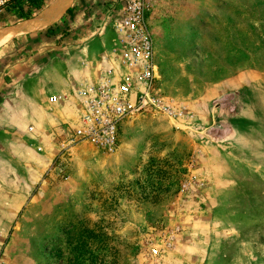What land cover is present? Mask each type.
<instances>
[{
    "label": "rangeland",
    "instance_id": "rangeland-1",
    "mask_svg": "<svg viewBox=\"0 0 264 264\" xmlns=\"http://www.w3.org/2000/svg\"><path fill=\"white\" fill-rule=\"evenodd\" d=\"M82 10L20 37L16 90L37 87L39 102L97 75L113 16L88 29L89 55L61 52L72 26H92ZM25 19L16 8L0 26ZM148 22L158 86L180 114L126 121L116 153L67 146L74 117L50 128L25 93L18 114L2 106L0 264H264V0H154Z\"/></svg>",
    "mask_w": 264,
    "mask_h": 264
},
{
    "label": "built area",
    "instance_id": "built-area-1",
    "mask_svg": "<svg viewBox=\"0 0 264 264\" xmlns=\"http://www.w3.org/2000/svg\"><path fill=\"white\" fill-rule=\"evenodd\" d=\"M19 0H0V13L17 8ZM27 0L20 2L21 6ZM154 0H112L108 15L114 18L117 39L103 59L99 72L75 90L77 125L67 146L91 145L111 155L120 147L123 124L145 113L176 117L179 111L158 86L155 43L148 13ZM65 96L52 95L51 103ZM157 253V250H154Z\"/></svg>",
    "mask_w": 264,
    "mask_h": 264
},
{
    "label": "crops",
    "instance_id": "crops-1",
    "mask_svg": "<svg viewBox=\"0 0 264 264\" xmlns=\"http://www.w3.org/2000/svg\"><path fill=\"white\" fill-rule=\"evenodd\" d=\"M111 2L112 0H73L72 4L65 9V11L61 14L58 20L66 19L65 15H68V14H70L69 16L76 18V14H79L82 9H83L82 12L85 11V8L88 5L90 6V3H91V7H92L91 12L93 13L92 17H90V15L84 14L82 18H85V19L91 18L90 20H91L92 26L85 25L82 28L86 31L85 35L81 37L75 36L76 37L75 38L73 34L76 33V26H72L70 23L69 25L72 26V28H74V30H72L74 33L72 34L73 36L69 34L67 35V37H65L61 41V52L62 53H65V52L69 53L70 49H74L76 52L75 53L76 55L82 54V56H84L85 53L89 55V53L93 52V49L96 47L98 41L96 40L95 37L92 39L88 38V40H86L87 39L86 33L88 32V29L90 30V28H92V31L94 32H98L99 30H102V28H104L105 24L108 21L107 17H108V11H109V6L111 5ZM68 9H70L69 12L67 11ZM102 10L104 11L103 15L97 14V13L102 12ZM14 11H16V8L5 10L4 12L13 13ZM72 13H76V14L72 15ZM58 20H56L55 22H57ZM71 21H74V20H71ZM17 23L15 21L14 23L9 24L7 26H0V30L7 28V27H12L13 25ZM43 29H40V30H43ZM80 32L83 33L84 31L81 30ZM27 34H30L31 36V33H27ZM27 34L12 36L10 39L0 44V66H1L0 68V106H1L0 116L5 109L2 106L6 104L12 105L14 107L13 108L14 113L18 114L20 112V109L24 107V101L22 100L21 96H23V94L25 93L24 95L26 96V98H28L29 107L32 108L33 111H35L36 108H39V106H42V104L45 105V108H47L48 110H51V112L45 116L50 128L51 127L54 128V126L61 124V122H63L66 119V116H68V114H71L74 117V120H76L77 119L76 104H74L75 107H73L71 106V102H74V103L75 101L77 102L75 90L80 86V84L84 80L80 83L77 82L76 86L72 87L73 88L72 90H71V87L66 89L67 86H61V87H58L55 85L47 86L46 88L47 94L43 96L42 98H40L39 102L37 100V94H36L37 87L31 88L33 86H29V88H27V90L24 89L23 92L20 91L19 89L16 90V67L21 65L22 62L20 61L26 60V59H23L21 56H19L18 53L16 52L18 49H20V46H21L22 40H19L20 37H24ZM73 39H76V40H73ZM73 74L74 76H76L75 79L77 81L81 79V74L79 73V71L77 70L76 72L73 71ZM7 75L9 76V78H6ZM10 86L12 88H10ZM65 91L67 92L71 91V93L69 92L70 93L69 94V93H66ZM52 95H61L65 97L63 100L59 102L51 103L49 101V97ZM54 112H56V114ZM35 117L36 116H34L33 119H35ZM17 122H18V118L16 119V123Z\"/></svg>",
    "mask_w": 264,
    "mask_h": 264
},
{
    "label": "bare ground",
    "instance_id": "bare-ground-1",
    "mask_svg": "<svg viewBox=\"0 0 264 264\" xmlns=\"http://www.w3.org/2000/svg\"><path fill=\"white\" fill-rule=\"evenodd\" d=\"M72 2L73 0H53L47 8L42 10L35 17L20 21L12 27L1 29L0 44L10 39L12 36L32 33L49 26L59 19L61 14Z\"/></svg>",
    "mask_w": 264,
    "mask_h": 264
},
{
    "label": "trees",
    "instance_id": "trees-1",
    "mask_svg": "<svg viewBox=\"0 0 264 264\" xmlns=\"http://www.w3.org/2000/svg\"><path fill=\"white\" fill-rule=\"evenodd\" d=\"M22 0H19L18 2H16V6H17V10L19 12V15L20 17H24V18H29L30 15L26 14V15H23V6L20 5V2ZM28 1V7H31L32 5H35L36 4V0H27ZM37 7V6H36ZM39 8V7H38ZM68 12L70 11V9L67 10Z\"/></svg>",
    "mask_w": 264,
    "mask_h": 264
}]
</instances>
